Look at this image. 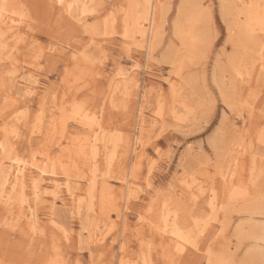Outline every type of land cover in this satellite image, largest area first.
Segmentation results:
<instances>
[{
  "label": "rangeland",
  "instance_id": "obj_1",
  "mask_svg": "<svg viewBox=\"0 0 264 264\" xmlns=\"http://www.w3.org/2000/svg\"><path fill=\"white\" fill-rule=\"evenodd\" d=\"M10 1L11 12L0 7L14 20L0 25V179L8 178L0 263L26 264L19 259L35 252L49 257L44 264H171L176 253L158 228L177 227L196 233L183 255L191 264H264V0H186L196 16L201 5L215 7L210 20L183 19L184 33L200 34L183 43L173 33L183 0H150L154 22L149 30L140 22L143 37L133 0H82L75 25L60 18L56 0ZM77 105L86 117L72 118ZM100 135L110 141L91 177L89 148ZM15 166L34 180L46 170L32 216L36 187L26 179L21 204Z\"/></svg>",
  "mask_w": 264,
  "mask_h": 264
},
{
  "label": "bare ground",
  "instance_id": "obj_2",
  "mask_svg": "<svg viewBox=\"0 0 264 264\" xmlns=\"http://www.w3.org/2000/svg\"><path fill=\"white\" fill-rule=\"evenodd\" d=\"M2 1V2H1ZM154 1V0H153ZM188 1V0H187ZM186 0L184 1H182L181 2V4H180V6L178 7L179 9H178V19H177V21H175L174 23H173V33H174V35L175 36H177V38H179L180 40H181V42L183 43V41H186V36H191V38L190 39H192V37H194V41H195V35L196 34H198V35H200L199 33H196L195 34V31L193 30V29H191L192 31H193V33H190V31H189V33H184V31H183V29H182V23H183V19H187V20H189V19H195V21L196 22H198V20H197V18L199 17V18H201V17H203L204 16V10L202 11L201 9H199V10H201V11H197V16L195 15L196 13L191 9V7H190V4L188 5V2H187ZM0 5H6L3 9H5V10H7V11H9V12H11L13 9H14V5H12V4H10V0H0ZM82 2V0H76V3H81ZM87 2V1H86ZM140 2V0H133V2H132V4L134 5V7H136L137 9H138V11L134 14L135 15V17L132 19L133 21V25L135 26V29L137 30V32H138V34L141 36V37H143L146 33V30H145V28H144V23H140V22H143V21H147V20H149V22H147V30H149L150 28H151V26L153 25V22H154V13H155V9H153L154 7H153V5L150 3L151 1L150 0H143L141 3H139ZM240 2L242 3L243 1L242 0H240ZM235 3H237V2H235ZM247 4V3H246ZM80 5V4H79ZM85 6V7H84ZM86 6H88L86 3H85V1L83 2V5H81L80 7H79V9H81V12H80V14H82V15H80V16H82V17H80V20H82V19H84V17H83V13H85V11H86ZM188 6H189V8H188ZM153 7V8H152ZM193 8V7H192ZM189 9H191V11L189 10ZM224 9V8H223ZM0 10L2 11V8H0ZM153 10H154V12H153ZM0 11V25H2V23H7L8 21H14L13 20V18L12 17H6L7 16V14L5 13L4 14V10L1 12ZM191 15V16H190ZM246 16H248V15H246ZM2 17H4V20H3V18ZM7 19H6V18ZM148 17H149V19H148ZM151 17V18H150ZM224 17V16H223ZM180 18H182V21H181V19ZM139 19L141 20V21H139ZM202 19V18H201ZM194 21V22H195ZM194 22H192V23H194ZM259 22V21H258ZM261 22H262V20H261ZM202 23V22H201ZM201 25V24H200ZM205 27H206V25H204ZM208 27V26H207ZM252 27H253V25H252V23H249L248 25H246L245 26V28H244V30H245V32L246 33H244V35H246L247 37H248V39H250V42H251V45H252V50L254 51V49H256L255 47H257L256 45H254V43H255V41L257 42V39L255 38V35H253V33H250V29L251 30H253L252 29ZM162 30V24H158V26L156 25V27L154 28V30L152 31V35H153V44L156 42V40L158 39V37H160V33H161V30ZM207 29V28H206ZM203 30V29H202ZM4 34V33H3ZM202 35H203V33H202ZM3 36V35H2ZM189 39V40H190ZM196 39H198V38H196ZM162 40V39H161ZM231 40V39H230ZM159 41V40H158ZM196 41H198V40H196ZM195 41V42H196ZM200 41V40H199ZM229 41V40H228ZM191 42V41H190ZM203 42V41H202ZM232 43V42H231ZM152 44V45H153ZM185 44H186V42H185ZM230 44V43H229ZM256 44V43H255ZM0 45H1V43H0ZM192 45V44H191ZM201 47L202 48V43H197V47ZM209 46V45H208ZM187 47V46H186ZM191 48H193V47H191ZM155 49V48H154ZM194 49V48H193ZM258 49H259V47H258ZM251 50V51H252ZM188 51V50H187ZM247 52V51H246ZM248 53V52H247ZM206 54V53H205ZM259 54H261V53H259ZM170 55V54H169ZM230 55V54H229ZM248 55H249V53H248ZM258 56V55H257ZM263 56V55H262ZM243 59V58H242ZM262 60V59H261ZM261 60L260 61H258V62H260L259 64H260V67H262V62H261ZM174 62V61H173ZM173 62H171V63H173ZM249 62H250V60H249ZM245 63V62H244ZM248 63V62H247ZM254 63V62H253ZM250 64V63H249ZM259 66V65H258ZM246 67H247V65H246ZM257 70V69H256ZM245 73V72H244ZM242 75H243V73H242ZM72 76V75H71ZM246 76V75H245ZM250 76V75H249ZM255 77V76H254ZM249 80V79H248ZM252 83V82H251ZM234 84V83H233ZM220 86V85H219ZM26 87H28V86H26ZM34 89V88H33ZM32 89V90H33ZM36 90V89H35ZM29 91V90H28ZM27 91V92H28ZM25 92V91H24ZM33 92H35V91H33ZM259 92V91H258ZM30 94V93H29ZM112 99H113V97H111ZM255 98H257V97H255ZM112 102V101H111ZM78 104V103H77ZM65 105V104H64ZM73 108V107H72ZM83 110V109H82ZM82 110H78L76 107H75V109L73 110V119L75 118L74 116L76 115L77 117L78 116H82ZM89 110V109H88ZM83 114H84V112H83ZM89 114V113H88ZM94 114V113H93ZM86 115V114H85ZM85 115H83L82 116V118L83 117H86ZM96 114H94L93 116H95ZM92 116V117H93ZM81 118V117H80ZM84 120L86 121V118H84ZM74 121H76V120H74ZM82 121V120H81ZM77 122V121H76ZM78 122H79V120H78ZM83 122V121H82ZM81 122V123H82ZM87 127L88 128H90V129H92V127H93V125L96 123V122H94V119H87ZM83 125L85 124V123H82ZM81 124V125H82ZM96 125H98L97 123H96ZM94 127H96L95 125H94ZM101 136V135H100ZM110 141V140H109ZM109 141H107V140H105V138L103 137V136H101V137H99V136H96V138L93 140V142H92V144H91V146H90V148H89V153H90V161H89V163H87V165L88 166H90V168H89V172H90V175H91V177H95V170L97 169L96 168V165L94 164V162H96V160H97V154H98V150L100 151V149H99V147L101 146H106L107 144H109V143H107V142H109ZM114 142V141H113ZM110 143H112V141L110 142ZM100 144H102V145H100ZM117 144V143H116ZM126 144V143H125ZM115 145V144H114ZM110 146H111V144H110ZM117 146V145H116ZM83 147V146H82ZM81 147V148H82ZM118 147V146H117ZM3 148V147H2ZM1 148V151H6L7 149H5V148H7V147H5L4 148V150ZM77 148H78V146H77ZM87 148V147H86ZM84 149V148H83ZM11 150V149H10ZM79 150V149H78ZM113 150V149H112ZM8 152H9V150H7ZM3 152V153H4ZM110 152H111V149H110ZM105 153V152H104ZM73 154V153H72ZM80 154V153H79ZM106 155H108L107 153H105ZM76 155V154H75ZM86 155V154H85ZM111 155V154H110ZM104 156V155H103ZM105 157V156H104ZM108 157H109V155H108ZM83 158V157H82ZM106 158H107V156H106ZM3 159V158H2ZM86 159V158H85ZM85 161V160H84ZM88 161V160H87ZM2 162V161H1ZM0 162V163H1ZM106 162H109V160H107ZM111 163V162H110ZM109 164V163H108ZM107 164V165H108ZM23 165H25V164H23ZM4 167H5V165H4ZM26 167V166H25ZM24 166L23 167H21V166H15V169H14V176H13V186H12V189L14 188H16L20 193H22V199L20 198V200H21V204L23 203V202H25V196H24V193H23V184L25 183V181H26V179H28V178H31L30 180L33 182V184H34V188L36 187V191H35V189H34V192H33V194H34V199H33V201L34 202H31V203H29V202H27V204L26 203H24V204H26L27 205V212H28V215H33L34 214V211L36 210V208H35V205L37 204V202H38V199H39V193H38V181H42L43 180V178H42V174H44V173H46V170L44 169V168H41V167H39V168H37V169H39L38 171V173L36 174L37 176L35 177L36 178V180H34V176L33 175H28L29 173H32L31 171L29 172H26V168H25ZM65 167V166H64ZM74 167V166H73ZM108 167V166H107ZM0 169H2V168H0ZM5 169V168H4ZM3 169V170H4ZM65 169H67V168H65ZM77 169V168H76ZM109 169V168H108ZM10 170L11 169H9L8 170V174H9V172H10ZM3 172V171H2ZM88 172V173H89ZM5 173V172H4ZM109 173V172H108ZM2 175V173H0V176ZM3 176V175H2ZM7 176V175H6ZM6 176H5V174H4V177L2 178V179H0L1 181V183H0V185L1 186H4V185H2L3 183H5V182H8V178H6ZM103 176V175H102ZM104 177V176H103ZM106 177V176H105ZM33 178V179H32ZM52 180V179H51ZM66 180V179H65ZM149 181V180H148ZM31 182V183H32ZM52 182V181H51ZM58 181H54L53 180V186H51L50 187V191H49V193H51V195L53 196V198L55 199L56 197H57V192H58V188H59V185H58V183H57ZM70 182H72V180H70L69 178H68V180L66 181V183H65V185H66V188H67V190H68V192L70 193V194H72V190L73 189H76V188H78L77 187V184L76 183H74V184H71ZM96 182V180H94V178H91V181H90V186L92 187V188H95V183ZM57 183V184H56ZM33 186V185H32ZM90 187V188H91ZM1 188V187H0ZM89 188V187H88ZM90 188H89V190H90ZM91 188V190L92 191H94L93 189ZM103 189H105V185H104V188ZM148 189V188H147ZM33 190V189H32ZM12 191V190H11ZM75 191V190H74ZM103 191V190H102ZM45 192V191H44ZM43 192V193H44ZM91 192V191H90ZM88 193H89V191H88ZM44 194H46V193H44ZM90 196V195H89ZM174 196V195H173ZM11 197H13V196H11ZM192 197V196H191ZM90 198V197H89ZM193 198V197H192ZM82 198H79V200L77 201V206H76V209H75V213H76V217H80V216H82V208L83 207H81L82 205H83V203H82V200H81ZM91 199V198H90ZM87 200H88V198H87ZM53 201V200H52ZM84 201V204H85V199L83 200ZM92 201V200H91ZM193 201V200H192ZM103 202V201H102ZM194 202V201H193ZM92 204V203H91ZM91 204H89V206L90 207H92L91 206ZM151 205V204H150ZM85 206V205H84ZM56 207H55V204L54 203H51L50 204V213L52 214V215H55V213H54V209H55ZM85 209H86V207H85ZM88 209V208H87ZM92 209H93V207H92ZM167 212V211H166ZM150 213V212H149ZM72 214H74V212L72 213ZM5 215V214H4ZM27 215V214H26ZM104 217V216H103ZM118 217V216H117ZM162 217V216H161ZM27 218H29V217H27ZM81 218V217H80ZM164 219H165V221L167 220L165 217H163ZM175 217H173V219H174ZM33 220H34V218H32ZM31 219V217H30V220H32ZM144 219V218H143ZM162 219V218H161ZM87 221V220H86ZM178 221V220H177ZM35 222V221H34ZM33 222V223H34ZM167 222V221H166ZM160 224V223H159ZM165 225V224H164ZM163 225V226H164ZM175 225V224H174ZM166 226V225H165ZM33 227V226H32ZM156 227V226H155ZM66 228V227H65ZM64 227H61L60 225L58 226V230H59V232H60V234H61V236H65L66 235V229H65ZM182 228V227H181ZM16 229V228H15ZM33 229V228H32ZM110 229V228H109ZM156 230H157V228H155ZM182 230L183 229H180V228H177V227H175V228H172L171 230H168L167 228H165V227H161V228H158V231L160 232V234L161 235H164V234H167V236H168V240L171 242L169 245H168V248L170 249V250H173V252H175L176 253V244H177V238H178V236L182 233ZM186 230V229H185ZM32 233H33V230H32ZM107 233V232H106ZM105 233V234H106ZM34 236V235H33ZM104 238V237H103ZM43 239V238H42ZM51 240H50V243H51V241H53V240H55L56 238H55V236L54 235H51V238H50ZM164 240V239H163ZM102 241V240H101ZM167 242V241H166ZM54 243H55V245L57 244L55 241H54ZM52 244V243H51ZM58 244H60L59 242H58ZM44 245V244H43ZM46 246V245H45ZM51 246V245H50ZM49 246V248H51ZM57 246V245H56ZM25 248V247H24ZM43 248H44V250L45 249H47V248H45L44 246H43ZM59 249V248H58ZM57 249V247H56V249L55 250H58ZM51 250V249H50ZM54 250V249H53ZM32 251V250H31ZM29 252V251H28ZM50 252V251H49ZM54 252H56V251H54ZM59 252H60V249H59ZM43 253V252H42ZM46 253V252H45ZM57 253V252H56ZM168 253V252H167ZM31 254H32V252H31ZM31 254L29 255V256H27V257H25V259H23V257L21 258V259H19L20 261H22V260H24L25 262L24 263H26V264H44L45 262H43V261H46L47 260V258H49V257H44V256H42V260H37L36 258H38V256L39 255H37L35 252L33 253V256H31ZM48 254V253H47ZM59 254V253H58ZM28 255V254H27ZM43 255H44V253H43ZM50 255V254H49ZM24 256V255H23ZM51 256V255H50ZM54 256H55V254H54ZM171 256H173V255H171ZM36 257V258H35ZM58 257V255L56 256V258ZM174 257V256H173ZM20 258V257H19ZM19 261V262H20ZM57 262V261H56ZM171 262V261H170ZM0 264H3V263H0Z\"/></svg>",
  "mask_w": 264,
  "mask_h": 264
},
{
  "label": "snow or ice",
  "instance_id": "obj_3",
  "mask_svg": "<svg viewBox=\"0 0 264 264\" xmlns=\"http://www.w3.org/2000/svg\"><path fill=\"white\" fill-rule=\"evenodd\" d=\"M6 5H0V7H5ZM54 7H58L61 10V19H66L70 25H75L81 21L76 16L74 9H78L80 5L75 2V0H56ZM215 5L204 8L201 5V8L204 9V16L207 19H211V16L214 14ZM223 9V5H221ZM78 110H82V106L77 105ZM211 115V103H209V116ZM199 223V222H197ZM191 246L196 247V233L192 229L186 230V232L181 233L177 238L176 244V255L173 257L171 264H191L190 261L183 259V255L186 254V250Z\"/></svg>",
  "mask_w": 264,
  "mask_h": 264
}]
</instances>
